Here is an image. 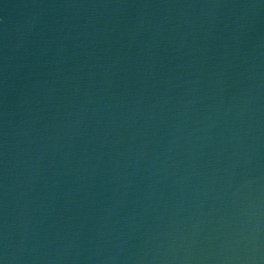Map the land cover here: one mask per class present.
<instances>
[{"label":"water","instance_id":"95a60500","mask_svg":"<svg viewBox=\"0 0 264 264\" xmlns=\"http://www.w3.org/2000/svg\"><path fill=\"white\" fill-rule=\"evenodd\" d=\"M0 264H264V0H0Z\"/></svg>","mask_w":264,"mask_h":264}]
</instances>
